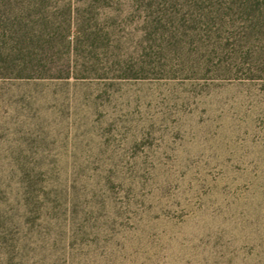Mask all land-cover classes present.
<instances>
[{
    "label": "rangeland",
    "instance_id": "rangeland-1",
    "mask_svg": "<svg viewBox=\"0 0 264 264\" xmlns=\"http://www.w3.org/2000/svg\"><path fill=\"white\" fill-rule=\"evenodd\" d=\"M208 4L0 0V264H264V85Z\"/></svg>",
    "mask_w": 264,
    "mask_h": 264
},
{
    "label": "trees",
    "instance_id": "trees-1",
    "mask_svg": "<svg viewBox=\"0 0 264 264\" xmlns=\"http://www.w3.org/2000/svg\"><path fill=\"white\" fill-rule=\"evenodd\" d=\"M205 16L213 71L264 85V0H209Z\"/></svg>",
    "mask_w": 264,
    "mask_h": 264
}]
</instances>
